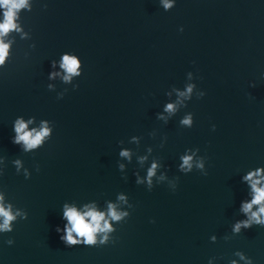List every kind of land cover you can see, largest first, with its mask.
Instances as JSON below:
<instances>
[{
  "label": "water",
  "instance_id": "95a60500",
  "mask_svg": "<svg viewBox=\"0 0 264 264\" xmlns=\"http://www.w3.org/2000/svg\"><path fill=\"white\" fill-rule=\"evenodd\" d=\"M29 5L18 13L23 32L9 34L10 60L0 69V168L6 167L0 190L29 219L0 234V264H208L212 257L230 264L236 251L264 264V228L240 236L231 231L244 218L241 175L264 166V0H177L171 12L159 0ZM64 53L84 63V75L69 83L59 67ZM52 71L61 76L49 80ZM189 84L196 85L193 100L177 105L167 124L157 120L163 105L180 99L177 91ZM201 89L206 97L195 98ZM188 112L195 116L192 129L179 123ZM18 116L35 118L30 127L53 122L55 133L38 152L24 153L12 143ZM121 146L133 152L131 163L119 157ZM188 148L207 158V176L177 171ZM142 156H148L144 164ZM16 159L32 170L31 179L17 175ZM153 160L165 165L166 178L149 192L135 183L134 172L144 175ZM120 194L134 209L125 223L112 222L115 244L65 246L56 232L64 224V202L124 208ZM9 238L14 246L3 243Z\"/></svg>",
  "mask_w": 264,
  "mask_h": 264
},
{
  "label": "clouds",
  "instance_id": "9594fccd",
  "mask_svg": "<svg viewBox=\"0 0 264 264\" xmlns=\"http://www.w3.org/2000/svg\"><path fill=\"white\" fill-rule=\"evenodd\" d=\"M159 6L165 12H171L177 6V0H159ZM0 9L3 10V20L0 21V69L7 67L10 60L11 41L7 38L13 31L22 33L23 29L17 23L18 13L22 9H29V0H0ZM179 31L184 32V27H180ZM33 47H36L34 44ZM51 67H57V61H51ZM59 67L63 69L66 75L61 76L60 72L52 71L48 74V79L53 80L61 76L65 83L71 82L73 77H82L84 75V63L82 59L74 54L64 53L59 60ZM192 78L189 73V79ZM79 85L77 84L76 88ZM251 87H256L255 83ZM51 89L52 85L49 84ZM196 88L195 84H189L185 91H177V96L180 98L175 103L168 102L163 105L162 111L156 113V119L167 124L171 117L177 113V105L184 101L193 100V92ZM171 96V93H168ZM207 95L204 90L196 92L195 98L203 99ZM58 100L64 99V95L57 97ZM187 107V105H185ZM165 113L167 115H165ZM35 118H27L18 116L12 124V143L18 145L20 150L24 153H34L41 150L53 137L55 133V126L52 121L42 120L40 126L30 127L35 124ZM180 125L186 129H192L195 126V116L192 112H188L179 121ZM211 130L216 131V125L212 124ZM135 142H139L137 137H133ZM149 153L152 151L148 149ZM120 158L126 159L128 163L132 162L133 152L127 147H120ZM141 164L148 161V156L139 157ZM0 163H3L0 161ZM17 175H23L25 179L32 178V170L26 168L20 159L14 161ZM117 167L120 173H124L125 163L118 160ZM158 169L160 175L157 176ZM6 167L0 168V176L5 175ZM37 172L40 171L39 165L35 166ZM165 165L155 160L151 161L150 166L146 168L145 174L134 172L135 183L145 185L146 189L151 192L158 185L159 181L164 180ZM177 171L183 175H189L193 172H199L203 176L208 175V160L205 156L200 154L199 148L185 149L183 154L179 156V163L177 164ZM122 178L127 180V175L123 174ZM154 178L156 183H154ZM179 176L175 177V183L172 185V192L178 189ZM241 183L247 186V196L240 201L239 212L244 217L236 220L231 228L232 234L240 236L244 231L253 229L254 227L264 228V166L251 168L241 175ZM125 207L121 208L120 204H107L106 208H101L95 201L86 202L77 205L75 202H64L61 207L62 217L64 221L63 227L57 226L56 232L60 234L61 241L68 248L73 247H104L110 244H115L116 240L114 234L118 231L117 227H113L112 222L115 221L117 225L125 223L132 215L134 205L130 203V198L126 194L118 196ZM29 213L27 210L17 207L14 211L13 203L8 199L5 190H0V234L13 233L15 225L20 221H27ZM155 223V220L151 221ZM211 243H217L218 237L212 235L210 237ZM9 247L14 246L15 239L9 238L3 241ZM234 257L238 259H231L230 264H256L255 260L243 251H236L233 253ZM220 258H209L208 264H217Z\"/></svg>",
  "mask_w": 264,
  "mask_h": 264
}]
</instances>
